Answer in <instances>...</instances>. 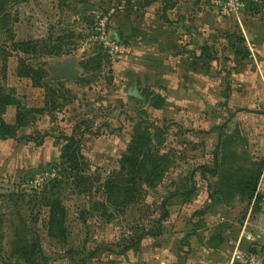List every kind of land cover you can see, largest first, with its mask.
I'll return each instance as SVG.
<instances>
[{
  "label": "rangeland",
  "instance_id": "rangeland-1",
  "mask_svg": "<svg viewBox=\"0 0 264 264\" xmlns=\"http://www.w3.org/2000/svg\"><path fill=\"white\" fill-rule=\"evenodd\" d=\"M213 1L26 0L0 13V132L4 123L16 135L0 138V264H141L142 253L155 260L172 250L183 263L192 242L219 248L231 228L264 213L260 89L238 93L237 77H214L209 65L213 77L187 78L181 91L172 77L137 99L115 84L127 52L111 57L98 37L100 21L115 39L126 13L150 7L190 20L194 33L197 15H220ZM244 1L250 15L264 13V0ZM67 64L75 77L57 78ZM26 67L39 73L25 76ZM67 138L78 141L80 163L70 175L56 168ZM126 156L143 166L123 168Z\"/></svg>",
  "mask_w": 264,
  "mask_h": 264
},
{
  "label": "crops",
  "instance_id": "crops-1",
  "mask_svg": "<svg viewBox=\"0 0 264 264\" xmlns=\"http://www.w3.org/2000/svg\"><path fill=\"white\" fill-rule=\"evenodd\" d=\"M196 18L192 27L194 33H187L186 26L190 28L193 22L190 23L188 20L177 24L172 21L173 19L167 20L159 16L151 7L126 13L120 20L121 37L117 38L116 34L114 35L116 40H123L127 45V53L114 65L115 72L117 73L119 67L121 73L115 75V84L118 83L120 91L125 88V92L129 95L131 89L137 86L139 91L142 86L150 85V88H146L148 90H153L151 85L168 86L172 77L176 79L175 88L181 91L185 87V79L188 78L190 83L191 77H213L211 75L214 74V77H237L238 93L240 90L253 93L260 89L258 91L260 97H264V87L259 78L262 77L264 80V13L252 16L245 12L240 21L223 17L221 14L215 18L207 13L197 15ZM176 24L177 29L174 26ZM176 32H181L182 38L186 40L190 37L192 42L182 43L177 40ZM231 35H237L245 40V47L250 53L248 57L237 52V47L234 45V48L233 43L230 42ZM214 38L220 41L223 56L214 57L215 52L211 46ZM209 52L211 57H209L210 62H207L206 55ZM209 65L212 66V70L215 68L213 74L208 72ZM199 80L201 83V78ZM256 80H260V87L257 89H255ZM140 94L143 98L141 91ZM119 96L122 97L121 93ZM262 133L264 140V131ZM261 186L264 188V174ZM262 210L264 211V204ZM262 215L264 213L253 215L251 213L250 225L261 232L262 237L256 247L264 249V225L255 226L258 221L264 224ZM244 225L231 228L219 248L200 247L195 241H191L193 251L183 263L179 262L175 250L169 251L166 256L160 254L161 256L156 257L155 260H152L153 256L149 258L148 253H142L138 261L141 264H223L230 255L229 240L237 239Z\"/></svg>",
  "mask_w": 264,
  "mask_h": 264
},
{
  "label": "built area",
  "instance_id": "built-area-1",
  "mask_svg": "<svg viewBox=\"0 0 264 264\" xmlns=\"http://www.w3.org/2000/svg\"><path fill=\"white\" fill-rule=\"evenodd\" d=\"M213 2L222 5L220 14L223 17L240 21L242 15L246 12L244 0H214ZM98 33L102 45L108 50L111 57H116L127 50L119 40L111 38L106 21H100ZM258 230L261 231V229ZM261 235V232L245 223L239 237L229 240L230 255L223 264H264V249L256 247L259 240H261Z\"/></svg>",
  "mask_w": 264,
  "mask_h": 264
},
{
  "label": "trees",
  "instance_id": "trees-1",
  "mask_svg": "<svg viewBox=\"0 0 264 264\" xmlns=\"http://www.w3.org/2000/svg\"><path fill=\"white\" fill-rule=\"evenodd\" d=\"M25 1L26 0H0V13L5 14V12L7 11V6H8L9 3H12V2H14V3H22V2H25ZM152 3H153V1L150 2V4H152ZM229 39H230V42L233 43V46L235 45L237 47V52H239L242 56L248 57L250 55L248 49L245 47V40L244 39H242L241 37H238L237 35H231L229 37ZM29 44H31V43L30 42H22V43H20L18 45H19V48L21 47V50H23L24 52H26L27 49H28V47H29L28 46ZM235 46H234V48H235ZM26 69H27V72L26 73L23 74L22 72H20V74H23L25 76H32L34 73H39L38 71H36L34 69H31L30 67H26ZM31 79L33 81H35V77H31ZM152 94L153 93H150V91L148 89H147V91L143 92V96L145 97L146 100H148V96L149 95L150 96H153ZM156 98L159 99V97H156ZM164 102L167 103L166 100ZM165 103H164V105H165ZM155 107L159 109L161 106H155ZM218 128L220 129V131H223V129L225 128V123L223 125H220ZM1 129L3 130L2 132H0V138L1 139L16 138V135L14 133V131H15L14 128H11L9 126L7 127L3 123L1 125ZM67 140L69 142L67 143V145L65 146V148H64V150L62 152V164L56 166L57 169H60V167H61V169H62L61 171L64 174L67 173L68 170H70V172L73 173L74 171L78 170V168L80 166L79 165L80 164L79 163V159L77 157V153H78V145L77 144H78V141H76L74 138H67ZM218 143H220V141ZM218 146H219V144H218ZM130 153H133L132 150H131V148H130ZM137 164L142 165L137 160L132 159L129 156H126L124 158L122 167L125 168V169H127L129 166L132 167V168H136L137 167ZM201 168H203V167H201ZM67 174L70 175V173H67ZM158 176H161V174L158 173ZM257 178L258 177H256L253 181H250L248 183V185L251 186L253 189L256 188V184H257V180H258ZM111 184L109 182H107L106 187L108 189H110L111 192H112V189H115L116 190L117 189V186L116 185H111ZM55 203L58 204L59 202L56 200ZM58 207H59V205L57 206V208ZM51 219H52V221H54L56 219L55 212L52 213ZM160 232L161 231L159 230V233ZM146 234L149 235V233H146ZM143 238L144 237H140L137 242L133 243L132 245H129V247H127L126 250L129 251L130 248L136 247L141 242V240Z\"/></svg>",
  "mask_w": 264,
  "mask_h": 264
},
{
  "label": "water",
  "instance_id": "water-1",
  "mask_svg": "<svg viewBox=\"0 0 264 264\" xmlns=\"http://www.w3.org/2000/svg\"><path fill=\"white\" fill-rule=\"evenodd\" d=\"M116 36H117V38L121 37V34L119 31H116ZM72 77H75V69H74L73 65L67 64V65H64L58 69L57 78L65 80V79H69ZM129 95H131L132 97H135L137 99H142V96H141L139 90L137 89V87H134L133 91H130Z\"/></svg>",
  "mask_w": 264,
  "mask_h": 264
}]
</instances>
